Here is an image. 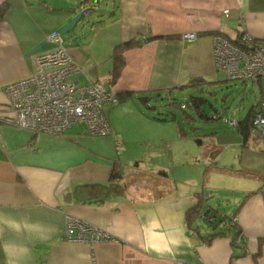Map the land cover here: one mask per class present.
I'll use <instances>...</instances> for the list:
<instances>
[{
    "label": "crops",
    "instance_id": "crops-1",
    "mask_svg": "<svg viewBox=\"0 0 264 264\" xmlns=\"http://www.w3.org/2000/svg\"><path fill=\"white\" fill-rule=\"evenodd\" d=\"M106 1V15L93 14L102 15L95 25L69 28L47 19L58 15L45 12L56 0H0V8L8 2L0 18V264H264V146L256 137L240 143L238 169L230 172L239 181L238 196L216 231L204 223L208 204L199 208L195 194L165 188L154 195L150 187L129 185L142 172L123 174L126 148L119 140L125 114L137 115L141 106L155 111L149 106L154 94L202 81L206 55L213 61L212 37L226 36L225 29L233 35L225 21L237 20L239 32L264 40V0ZM53 32L79 68L68 83L98 81L118 98L134 96L105 109L109 135L93 137L81 124L51 135L2 118L5 87L38 72L37 57L58 47L48 38ZM184 33L197 38L183 41ZM115 50L124 65L112 83ZM116 142L123 146L119 153ZM114 168L118 182L110 181ZM193 207L197 217L188 219ZM66 216L104 230L111 241H66Z\"/></svg>",
    "mask_w": 264,
    "mask_h": 264
},
{
    "label": "rangeland",
    "instance_id": "rangeland-1",
    "mask_svg": "<svg viewBox=\"0 0 264 264\" xmlns=\"http://www.w3.org/2000/svg\"><path fill=\"white\" fill-rule=\"evenodd\" d=\"M102 2L99 5L100 13L105 16L107 12L102 10L107 1ZM87 7L83 0H56L54 8L49 7L45 12L48 15L49 11L58 14H50L47 19L59 20L64 27L96 24L102 15H93L92 11H87ZM106 8L110 9L109 3ZM224 25L234 30L233 35H229L225 29L226 37L235 39V31L239 32L237 20L225 21ZM204 37L210 36L205 34ZM205 58L206 71L200 75L202 81H196L193 87L183 91H161L158 97L152 96L149 104L155 107V111L149 112L141 106L137 115L127 113L121 118L119 131L123 138L119 140L126 148L127 160L122 172L126 175L141 171L142 174L135 175L136 179L128 178L127 183L134 187H141V184L145 189L150 187L154 195L160 194L165 188L166 192L171 190L182 196L203 194L205 204L214 211L218 210L217 222L221 223L223 213L236 201L238 194L235 189H238L236 184H239L230 172L238 169L241 137L237 126H229L228 123L239 122L251 109L254 110L261 96H264V78H259V81H227L225 73L215 66L213 73L208 71L209 63H214L209 60L210 55ZM36 64L38 66V62ZM44 79L43 75L36 82L40 84ZM21 81L25 80L9 85ZM37 87L38 84L28 98L33 104L38 103V100L31 98L37 96ZM30 90L26 83L19 86L21 93ZM132 103L136 104L135 101ZM10 109L14 110L13 107ZM213 114L219 115L220 119H209ZM2 118L5 119V116ZM146 172L150 175H145ZM78 221L89 232L85 242H76L88 244L111 241L106 240L109 237L104 230L83 220ZM198 224L205 227L201 220Z\"/></svg>",
    "mask_w": 264,
    "mask_h": 264
},
{
    "label": "built area",
    "instance_id": "built-area-1",
    "mask_svg": "<svg viewBox=\"0 0 264 264\" xmlns=\"http://www.w3.org/2000/svg\"><path fill=\"white\" fill-rule=\"evenodd\" d=\"M223 13L228 16L227 10ZM48 38L56 41L58 47L53 53L37 57L39 59L36 63L38 62L40 67L37 66L38 72L25 81L5 87L9 112L4 121L11 126L51 135H59L74 124L83 125L90 135H107L109 128L105 109L117 104L116 95L100 82L82 87L69 85L66 78L79 71V68L73 63L66 48L59 43L57 35L52 34ZM196 38L195 33L181 35L183 41L191 42ZM212 57L215 68L225 73L227 81H254L264 78V40H257L244 31H240L233 40L222 34H215L212 37ZM43 75L44 81L40 84L36 82ZM21 83H26L31 90L21 93L19 91ZM37 84V96L31 98L38 100V103L33 104L28 98ZM10 107L14 110L12 111ZM252 111L254 117L251 134L264 146V96H261ZM228 124L237 126V122L233 121H229ZM203 218L210 220L207 216ZM88 232L78 219L66 216L64 238L66 241L85 242ZM91 243L96 242L88 244Z\"/></svg>",
    "mask_w": 264,
    "mask_h": 264
},
{
    "label": "trees",
    "instance_id": "trees-1",
    "mask_svg": "<svg viewBox=\"0 0 264 264\" xmlns=\"http://www.w3.org/2000/svg\"><path fill=\"white\" fill-rule=\"evenodd\" d=\"M83 2L85 3V6L86 5L88 6L87 7V11L90 10L89 12L92 11L93 14L98 12V10L100 9V6H99L100 3H103L102 0H83ZM7 9H8V2H4L3 5L0 8V18L5 13V11H7ZM99 11L101 12V10H99ZM93 25H95V24H93ZM61 44H62V42H61ZM128 47L130 48L132 46L128 45ZM112 60H113V65H112V71H111V82L113 83L118 78V76L120 74V71H121V68L124 65V60H123L122 54H121V52L119 50H115L114 51V54L112 56ZM68 84L72 85L73 83L72 84L68 83ZM89 85L90 84H87V85H84V86H89ZM75 87H82V86H75ZM153 96H155V94ZM133 97L134 96H132V94H129V93L121 94L119 96V98H118V96H116L117 104H119V102L122 103L125 100L126 101L130 100ZM155 97H158V95H156ZM144 99H148V97H144ZM203 117H205V116H203ZM253 117H254V115H253V111L251 109L248 112V114L245 116L244 119H242L241 121L237 122V128H238L239 135L241 137V146L242 147L246 146V144H247V142H248V140L250 138V135L252 133V120H253ZM209 119H211V120L212 119H216L217 120V119H220V117H219V115L213 114V115H211V118H209ZM85 132H86V128H85ZM120 179H121V176L117 173V170H115V168L112 169V171L110 173V181L112 180V181L118 182ZM202 196H203V194H195V196H194L196 201H197V205L199 206V208L201 206V202L203 201ZM194 213H195V215H194ZM194 216L197 217V211H196L195 207H193L190 210V212L188 213V219H192ZM217 216L218 215H216V216L213 215L210 220H207L208 218L205 219L204 223L206 224L207 228L208 227H211V228L213 227V229H214V227L217 225L216 224ZM212 220H214V221H212ZM213 231H215V229Z\"/></svg>",
    "mask_w": 264,
    "mask_h": 264
},
{
    "label": "bare ground",
    "instance_id": "bare-ground-1",
    "mask_svg": "<svg viewBox=\"0 0 264 264\" xmlns=\"http://www.w3.org/2000/svg\"><path fill=\"white\" fill-rule=\"evenodd\" d=\"M111 106H112V105H111ZM105 116H106V115H105ZM106 121H107V118H106ZM107 124H108V122H107ZM108 128H109V125H108ZM109 134H110V128H109V133H108L107 135H109ZM107 135H104V136H107ZM91 136H93V137H100L101 135H97V136L91 135ZM115 145H116V151H117L118 153L121 152L122 149H123V146L120 145L119 142H116Z\"/></svg>",
    "mask_w": 264,
    "mask_h": 264
},
{
    "label": "water",
    "instance_id": "water-1",
    "mask_svg": "<svg viewBox=\"0 0 264 264\" xmlns=\"http://www.w3.org/2000/svg\"><path fill=\"white\" fill-rule=\"evenodd\" d=\"M203 206V205H202ZM202 206H200V208L202 207ZM199 207V206H198ZM213 208L211 207V206H205V209H204V213H203V216L204 215H208L209 213H210V215H211V213H212V216H213V214L215 213V211L214 210H212ZM211 217V216H210ZM211 219V218H210Z\"/></svg>",
    "mask_w": 264,
    "mask_h": 264
}]
</instances>
